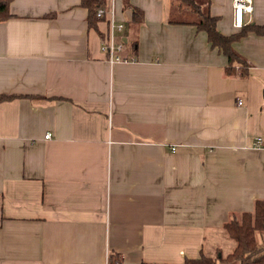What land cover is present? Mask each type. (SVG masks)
Instances as JSON below:
<instances>
[{
	"label": "crops",
	"instance_id": "0c3cea01",
	"mask_svg": "<svg viewBox=\"0 0 264 264\" xmlns=\"http://www.w3.org/2000/svg\"><path fill=\"white\" fill-rule=\"evenodd\" d=\"M128 1L144 19L115 0L114 64L82 0H12L0 21V264H183L264 200V35L228 73L192 23L240 32L234 0ZM253 2L243 27L264 26Z\"/></svg>",
	"mask_w": 264,
	"mask_h": 264
},
{
	"label": "trees",
	"instance_id": "16d2710c",
	"mask_svg": "<svg viewBox=\"0 0 264 264\" xmlns=\"http://www.w3.org/2000/svg\"><path fill=\"white\" fill-rule=\"evenodd\" d=\"M12 0H0V21H5L11 17L10 4ZM189 3V0H182ZM125 8L133 12V23L141 24L143 22V12L125 0ZM82 5L89 10V24L97 28L101 21L97 16L98 9L105 7L104 0H82ZM201 9V8H200ZM199 19L193 22L199 31L206 32L212 48L218 49L228 59V73L235 71V66L240 65L243 74H247L248 63L234 49V43L247 36L250 31L258 35H264V26L250 25L241 28L240 32L233 35H224L218 30V17L212 16L208 10H202ZM225 229L228 236L236 242L235 250L227 256L218 251L216 256H207L203 254L199 258L186 259L183 264H264V200L256 202L254 212L242 213L234 217L232 221L226 224ZM261 239H259V237ZM119 257L110 256L109 264H118ZM120 264V263H119Z\"/></svg>",
	"mask_w": 264,
	"mask_h": 264
},
{
	"label": "built area",
	"instance_id": "2783aa9c",
	"mask_svg": "<svg viewBox=\"0 0 264 264\" xmlns=\"http://www.w3.org/2000/svg\"><path fill=\"white\" fill-rule=\"evenodd\" d=\"M253 3V0H234L233 8L236 28L241 29L244 26L245 15L252 13L254 10ZM97 16L100 19H105L109 23L110 31L102 44V51L109 55L110 63L114 64L120 61H127V59L121 55L124 50V42L122 40L117 41L115 37L116 32H122L125 28L123 23H119L116 20L115 0H110L105 8L98 9ZM51 137L52 135L50 133L46 135V139ZM261 144L262 139L259 138L256 145L259 146ZM174 149L175 148H173V150Z\"/></svg>",
	"mask_w": 264,
	"mask_h": 264
},
{
	"label": "rangeland",
	"instance_id": "374dc122",
	"mask_svg": "<svg viewBox=\"0 0 264 264\" xmlns=\"http://www.w3.org/2000/svg\"><path fill=\"white\" fill-rule=\"evenodd\" d=\"M225 241H229L230 243H233V244H235L236 242L234 240H231V238H229V237L227 239L225 238V240H223V241H220V243H221L220 245H221L222 252H223L224 256H227L228 255L227 253L230 252V249L232 248V245L229 244V243H227V242H225ZM210 245L211 244L208 241V244H207V247H206V253H207V255L208 256H216V255H214V253H212L213 250L211 249L212 246H210Z\"/></svg>",
	"mask_w": 264,
	"mask_h": 264
}]
</instances>
